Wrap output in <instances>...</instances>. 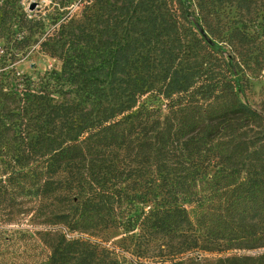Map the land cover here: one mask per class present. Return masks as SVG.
<instances>
[{"label":"trees","instance_id":"trees-1","mask_svg":"<svg viewBox=\"0 0 264 264\" xmlns=\"http://www.w3.org/2000/svg\"><path fill=\"white\" fill-rule=\"evenodd\" d=\"M51 1L19 26L29 44L59 21L41 41L59 51V75L0 71V224H39L0 239H37L34 264H106L83 234L131 221L151 238L189 227L191 250L200 226L234 248L261 245L264 100L256 110L238 88L250 60L264 65V0ZM187 264H264V252Z\"/></svg>","mask_w":264,"mask_h":264},{"label":"rangeland","instance_id":"rangeland-1","mask_svg":"<svg viewBox=\"0 0 264 264\" xmlns=\"http://www.w3.org/2000/svg\"><path fill=\"white\" fill-rule=\"evenodd\" d=\"M196 0H184L189 9L194 8ZM51 0H0V71L10 70L17 80L24 76L34 81L41 77L55 80L61 71L59 51L52 53L50 49L41 44L47 36H54L58 22L46 19L43 33L37 34L29 44H22L25 30L19 26L22 15L28 18L45 15L51 10ZM34 7L32 8V6ZM231 8V16L235 13ZM66 15L74 20L80 19L76 13L75 4L68 6ZM64 18V17H63ZM236 18H238L236 16ZM256 30V31H255ZM258 45L257 56L264 61V19L259 17L254 26ZM264 65L260 66L254 59L245 66L243 80L239 83L238 98L258 110L264 100ZM59 99L61 95L55 93ZM39 224L32 219L22 218L12 223L0 224V229L7 236L14 234V230H26ZM199 247L191 250L190 230L183 235H161L151 238L148 233L141 229L134 221L121 226L107 227L101 231L83 234V237L95 242L99 252V258L106 264H161L178 262L187 264L191 257L196 260L212 261L216 257L231 254H260L264 252V242L255 247L234 248L229 245L230 241L217 239L214 236L206 237L205 230L199 227ZM210 235V234H209ZM208 236V235H207ZM45 245L34 237L16 235L11 239H0V264H34L43 258ZM185 250V251H184Z\"/></svg>","mask_w":264,"mask_h":264},{"label":"water","instance_id":"water-1","mask_svg":"<svg viewBox=\"0 0 264 264\" xmlns=\"http://www.w3.org/2000/svg\"><path fill=\"white\" fill-rule=\"evenodd\" d=\"M34 7V5L32 6V8Z\"/></svg>","mask_w":264,"mask_h":264},{"label":"crops","instance_id":"crops-1","mask_svg":"<svg viewBox=\"0 0 264 264\" xmlns=\"http://www.w3.org/2000/svg\"><path fill=\"white\" fill-rule=\"evenodd\" d=\"M263 73H264V70H263Z\"/></svg>","mask_w":264,"mask_h":264}]
</instances>
